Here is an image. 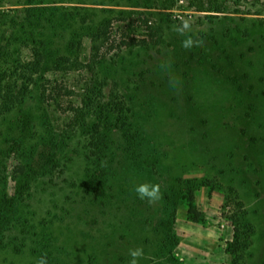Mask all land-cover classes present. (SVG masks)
I'll use <instances>...</instances> for the list:
<instances>
[{"label": "rangeland", "instance_id": "1", "mask_svg": "<svg viewBox=\"0 0 264 264\" xmlns=\"http://www.w3.org/2000/svg\"><path fill=\"white\" fill-rule=\"evenodd\" d=\"M2 50L41 72L0 118V264H264V0H0ZM94 82L128 108L99 154Z\"/></svg>", "mask_w": 264, "mask_h": 264}, {"label": "trees", "instance_id": "2", "mask_svg": "<svg viewBox=\"0 0 264 264\" xmlns=\"http://www.w3.org/2000/svg\"><path fill=\"white\" fill-rule=\"evenodd\" d=\"M13 56L15 54L11 53V51H0V118L17 109L23 103L31 92L32 85L37 81L38 74L41 72L40 62L33 63L28 67L22 64L19 57H17L10 64L9 61L12 60L11 57ZM98 87L99 85L95 83L93 87L86 88V93L82 100L85 103L83 107L86 112L84 114L85 118L89 116L90 111L100 113L96 118H93L95 124L89 131V145L96 154L103 152V134L113 126L124 128L128 119V108L121 95L110 91L108 96L100 99L99 95L102 92L98 90ZM46 90L41 92L42 97L49 96ZM50 96L52 97V103L50 102V104H60V95L58 91L56 92V89L53 90V94ZM185 190V197L189 201V218L193 221L202 220L203 214L195 204L193 187L188 186Z\"/></svg>", "mask_w": 264, "mask_h": 264}, {"label": "clouds", "instance_id": "3", "mask_svg": "<svg viewBox=\"0 0 264 264\" xmlns=\"http://www.w3.org/2000/svg\"><path fill=\"white\" fill-rule=\"evenodd\" d=\"M172 30L178 33L179 35L186 37L181 41V46L184 49L190 50L193 47L202 46L203 42L201 40H194L190 35H187V33H190L192 31V24L188 19H181L179 25L174 24L172 26ZM161 67L165 71H167V68L170 67V63L168 65H161ZM169 86L173 88L177 87L178 81L169 77ZM102 166H103V162H102ZM134 191L139 199L146 200L150 205L163 199L161 185L158 183L156 184L142 183L137 185ZM129 255L131 259L129 260L128 264H139L140 258H142L144 255L143 249L142 248L131 249L129 251ZM37 264H48L46 254L39 257V259L37 260Z\"/></svg>", "mask_w": 264, "mask_h": 264}]
</instances>
